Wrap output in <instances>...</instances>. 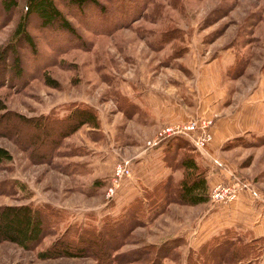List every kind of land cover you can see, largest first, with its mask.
<instances>
[{
	"label": "rangeland",
	"instance_id": "1",
	"mask_svg": "<svg viewBox=\"0 0 264 264\" xmlns=\"http://www.w3.org/2000/svg\"><path fill=\"white\" fill-rule=\"evenodd\" d=\"M97 1L54 0L72 32L26 15V42L15 31L25 0L8 12L0 0V146L10 155L0 206L37 205L45 228L29 247L0 238V264H194L199 246L225 233L250 242L248 253L214 252L210 264H264V0ZM173 96L187 106L179 118ZM79 105L95 125L63 132L72 119L43 117ZM191 117L208 118L218 139L199 149L179 137L153 157L157 144L145 142L157 129ZM183 157L205 179L204 201L175 195L191 171ZM227 181L234 196L214 200L213 184ZM68 226L110 233L78 241V254L40 257Z\"/></svg>",
	"mask_w": 264,
	"mask_h": 264
},
{
	"label": "trees",
	"instance_id": "2",
	"mask_svg": "<svg viewBox=\"0 0 264 264\" xmlns=\"http://www.w3.org/2000/svg\"><path fill=\"white\" fill-rule=\"evenodd\" d=\"M66 3L76 4L77 6L92 4L96 7H101L97 0H60ZM1 5L4 11L8 12L13 5H15V0H1ZM35 14L39 19L42 26L51 27V24L59 26L61 29L67 31H73L72 26L69 24L68 20L64 18L60 10L54 4V0H25L24 3V14L21 19L17 22L15 31L18 35L26 41L29 42L30 36L24 28V18L26 15ZM2 55V54H1ZM0 107L1 104H0ZM48 115H43V117L53 120H71L69 124L66 123L63 132H70L82 123H90L92 125L96 124V118L93 110L88 106L79 105L70 110V112L64 117L58 118L56 116L46 117ZM40 125V124H39ZM62 132V133H63ZM61 134V131H60ZM179 138L169 136L166 138L167 143H171L172 139ZM9 152L2 146H0V162L3 159L9 158ZM181 165L185 168L191 170L187 173L186 177L179 183V190L176 192L178 199L187 203H197L204 201L206 197L203 192L206 189L205 179L197 171V166L193 163L190 157H183L181 159ZM196 172V173H194ZM158 198H161L158 196ZM141 202V200H140ZM142 203V202H141ZM139 206L135 207L134 214H137L140 210ZM133 208V206H132ZM52 215V214H51ZM53 216V215H52ZM45 217V215H44ZM54 219H56L54 217ZM50 221V219H49ZM53 221V220H52ZM68 226L64 233L57 239H55L47 248L38 252L40 257H51L56 255H74L83 252L87 244L80 247L79 242L88 243L91 237L98 236V238L105 237L104 233H110V230L103 232L93 226L83 227L82 229L74 228ZM105 228H110L106 226ZM104 228V229H105ZM45 230L43 227V212L37 205H32L30 203H24L19 205H2L0 206V238L13 241L22 247L33 246L34 243L39 239L42 232ZM76 231V232H75ZM102 231V232H99ZM69 232H74L76 237L67 236ZM226 234V233H225ZM218 235L212 239H208L197 249V256H195L194 264H210V259L214 257L215 253H220L222 255L228 254L231 259L235 261L243 259L247 255L250 242H243L239 244L237 241L233 240L227 235ZM84 235L86 237H84ZM262 238H259V240ZM256 240V238H255ZM109 243L107 241L101 243L102 249L106 248ZM101 249V248H100ZM101 249V250H102ZM205 250V255L203 251ZM203 255V256H202ZM189 256V255H188ZM187 256V263L189 264V259ZM201 259V260H200ZM159 264V263H157Z\"/></svg>",
	"mask_w": 264,
	"mask_h": 264
},
{
	"label": "built area",
	"instance_id": "3",
	"mask_svg": "<svg viewBox=\"0 0 264 264\" xmlns=\"http://www.w3.org/2000/svg\"><path fill=\"white\" fill-rule=\"evenodd\" d=\"M210 120L208 118L193 119L187 118L185 121L180 123H167L157 129L153 138L148 139L145 143L146 146H153L159 142L165 140L167 137H186L192 141L196 148L202 149L212 138L210 130ZM128 171L126 164L118 163L115 166L114 176L120 177L125 175ZM216 182L213 184L211 197L219 201L220 199L232 198L234 193L231 192L232 183L227 181L222 183ZM252 191V190H251ZM231 192V193H230ZM255 193L254 191H252ZM107 198H111L114 194L112 187L108 188L106 192Z\"/></svg>",
	"mask_w": 264,
	"mask_h": 264
},
{
	"label": "crops",
	"instance_id": "4",
	"mask_svg": "<svg viewBox=\"0 0 264 264\" xmlns=\"http://www.w3.org/2000/svg\"><path fill=\"white\" fill-rule=\"evenodd\" d=\"M183 98L181 100V99H178L177 96H173V98L170 99L171 100L170 101L171 106L169 107L170 108V117L179 118V117L183 116L184 113H186L187 106L185 105ZM210 109H211L210 107H207L206 110H208L210 112L211 111ZM174 121H176V120H174ZM177 121H180V120H177ZM170 122L173 123L172 121H170ZM166 123H168V122H166ZM211 130H212L211 131L212 132V142L214 143L218 139L217 136H219V132L216 129V127H211ZM165 143H167L166 139L159 142L156 146L153 147V148H155V150L153 152V157L156 156V154H159L161 147L165 146ZM149 156L150 155H146V156L143 155L141 160L144 158H148ZM197 160H204V159L201 157H198ZM206 180H207V176H206ZM147 184L149 185V183H147Z\"/></svg>",
	"mask_w": 264,
	"mask_h": 264
}]
</instances>
